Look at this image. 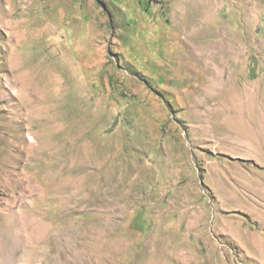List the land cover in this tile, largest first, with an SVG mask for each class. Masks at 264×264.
Wrapping results in <instances>:
<instances>
[{"label": "rangeland", "instance_id": "rangeland-1", "mask_svg": "<svg viewBox=\"0 0 264 264\" xmlns=\"http://www.w3.org/2000/svg\"><path fill=\"white\" fill-rule=\"evenodd\" d=\"M0 264H264V0H0Z\"/></svg>", "mask_w": 264, "mask_h": 264}]
</instances>
